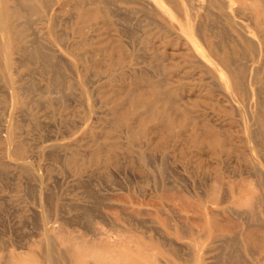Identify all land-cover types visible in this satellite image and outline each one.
<instances>
[{
  "label": "rangeland",
  "instance_id": "1",
  "mask_svg": "<svg viewBox=\"0 0 264 264\" xmlns=\"http://www.w3.org/2000/svg\"><path fill=\"white\" fill-rule=\"evenodd\" d=\"M232 1L223 12L209 0H190V5L149 0L145 12L137 3L119 2L109 18L80 24L81 37L73 32L75 20L67 18L75 13L71 3L61 7L59 41L52 37L55 46L45 44H53L62 84L48 88L49 79L36 69L28 74L16 59L15 80L37 89L30 96L18 91L23 109L15 119L0 110V119L12 127L10 135L0 130V264H9L10 250L30 264H44L40 256L47 239L40 225L46 214L80 218V224L62 228L52 222L51 241L61 251L67 239L77 245L81 239L106 243L123 252L145 243L141 248L149 256L168 246L182 247L188 256L185 245H190L192 256L199 251L198 264H222L230 251L249 263L243 250L246 218L235 214L228 198L244 177L259 189L257 177L247 171L250 165L264 172V129L258 122L264 87L254 81L263 76L264 82V31L254 27L253 0ZM80 2L105 9L103 0ZM156 3L173 18L158 15ZM186 13L193 21L189 34L177 23ZM204 26L214 35L218 55L231 58L229 69L199 36ZM39 29L48 37L45 26ZM229 70L239 73L240 86L229 79ZM5 84L0 79V97ZM213 138L216 150L209 146ZM189 201L194 206L197 201V209ZM90 209L93 218L86 224L82 216ZM92 225L101 236L91 232ZM31 246L40 253L28 256ZM140 261L150 264L148 258Z\"/></svg>",
  "mask_w": 264,
  "mask_h": 264
},
{
  "label": "bare ground",
  "instance_id": "2",
  "mask_svg": "<svg viewBox=\"0 0 264 264\" xmlns=\"http://www.w3.org/2000/svg\"><path fill=\"white\" fill-rule=\"evenodd\" d=\"M80 1H84V0H54V1H51V0H0V79H1V81H4L6 83L4 85V87L7 90L4 92V97H0V110H3L4 108H6V110H4V112L7 113L9 119H12L13 117L15 119L16 114L19 113L23 109V103L20 101V98L18 96V91L21 90L24 92V94L30 96V94H29L30 91L33 89H35V90L37 89V88L32 89L31 84H29V83L28 84L26 83L27 85H22L20 82L15 80V78L13 77V73H14L16 59H17L18 63H21V65H22L21 67H23L24 70L28 71V74H30L29 71H32V69H36L38 74L41 76V78H44L45 80L49 79V80H46L48 83V85H47L48 88H52L53 86L56 87V85L58 86V85L62 84V78L63 77H61V75L59 73L60 62L56 56L57 54H55V52L52 51L53 47L55 46V44H54L55 42H53L52 37L55 38V40L59 41V37L56 35L57 27H59L60 23L64 24V22L60 21L61 19H64V17L62 15L59 16V10L61 9V7L63 5H65V3H71V5L73 7L72 9H73V11H75V13H72L67 18L75 20L74 24L72 25V29H73V32L77 33L80 37L82 36V34H81L82 27L79 26L80 24L90 23L91 21L96 20L98 17H100V15H102V17L109 18L110 17L109 15L113 14L112 13L113 12V5H117V3H119V2L124 3V4L125 3H134V4L137 3V4H139L138 9L143 10L144 12L147 10L146 4H149V0H103V5H104L105 9H103V8L93 9L89 6L84 5V4L81 5L82 2H80ZM172 1L173 0H168V5L173 4ZM226 1H228L229 3H226ZM241 1L245 2V0H241ZM246 1H250V0H246ZM186 2H187V5H190V0H186ZM231 2H233V1L232 0H209V5L212 8H215V9L219 10L220 12H223L224 11L223 8H225V7L226 8H228V7L232 8L233 4ZM252 3H254L253 8L251 9L254 27L257 30V32H262V31H264V0H253ZM209 5H208V8H209ZM83 6L86 7V9L79 10ZM154 6L153 7L157 10L158 15L164 16L167 19L173 18L174 15L172 14V12H169V9L166 7H163L162 4L160 5V4L156 3ZM182 16H181V18H177V20H178L177 23L179 24L178 27L180 28V30H182V32L189 34L190 31H192V22L193 21L191 20L190 16L187 13L185 14V16H183V17ZM32 17H34V19ZM40 25L45 26L48 29V35H47L48 37H45V35H41L44 32L42 31V29H39ZM99 27H101V26H99ZM206 30H207V33H206ZM202 31H203V33H202ZM191 36H193V34ZM199 36H203V38L205 37L206 39H208V42H209L208 48H209L210 52L212 54L216 55L214 57H215V59H217V61L221 65H223L226 69H229L230 64H231V58L228 55L224 56L222 54L221 57L218 55L220 53L219 52L220 49L214 43V41L210 39V38L214 37L213 33L209 32L208 28H206L204 26V27H200ZM46 41H47V43H53L54 44V45L52 44L53 47L50 44L46 45L45 44ZM218 44H219V42H218ZM13 55H16L17 57L15 58V57H13ZM247 56H248V54H247ZM73 73H74V71H73ZM238 75H239V73L236 71H230L229 70V72H228L229 79H231L236 86H238V85L240 86V83L239 84L236 83V79L238 78ZM262 77L263 76L255 77L254 81H255V83L261 82L260 86L264 87V82L261 81ZM220 82H222L221 79H218V82L215 81L214 83L216 85H219ZM159 85H158V87H159ZM160 86H162V85H160ZM232 88L234 89L233 85H232ZM260 98H261V96H260ZM2 104H6V106L2 108L1 107ZM259 111H260V109H259ZM23 115H25V114H23ZM257 118H256V120H257ZM243 122H244V120H243ZM258 122L261 124V126L264 129V115H262V114L260 115ZM1 126H2V128H1ZM11 128L12 127H11L10 121L7 122V120H5L3 118L0 119V130H1V132H5L8 135H10ZM258 129H259V127H258ZM255 133H253V130H252V134H255ZM144 140H145V138H144ZM254 141H256V140H254ZM217 142H218L217 138H213L209 142V146H211L213 149L216 150V148L218 146ZM8 150L10 151V149H8ZM263 157L264 156H262V158ZM151 163H152V161H151ZM14 164H16L17 166L22 165L20 162H16ZM247 171H249L252 174L251 176H253V178L257 177L259 183L257 182L258 184L256 183L255 185L259 189L252 187V186H254V185L250 184V183H253L251 181L252 179H250L249 182H246V180L248 181V179H246L244 177L245 180H244V178H243V180L246 183H244V181L241 180L243 182L239 181L235 185V187L233 186V188L230 189V195L228 198L229 200L228 199L227 200L233 206L235 214H237L240 218H242V216L245 215V218H246V221H244V224H245L244 229L245 230L243 231V235H244L243 238L245 239V240H243L244 244H245L243 250H244V255L250 259L248 261L249 262L248 264H264V172L262 169H259V167H256L253 165H250V167ZM238 178H239V176H238ZM238 178H236L237 181H238ZM255 180H256V178H255ZM216 181H218V180H216ZM227 181H228V179H227ZM228 183H229V181H228ZM28 184H30V181ZM86 187H87V185H86ZM87 191H90V190H87ZM171 193H172V191H171ZM177 196H179V195H177ZM212 196L213 195L211 194V197ZM180 197L184 198V195L182 194V196H180ZM42 199H43V197H42ZM95 199L97 200V198H95ZM138 200H140V199H138ZM190 200H191V198H190ZM254 202H255V205L249 207V205L254 203ZM157 203H159V201ZM192 203L195 204V202L191 201V203H190V201H189V204L193 205ZM186 205H188V204H186ZM191 205H190V207H191ZM197 205H198V203L196 201V206ZM99 206H100V204H99ZM196 206H194V209H197ZM242 206H245V207H242ZM190 207L188 206L187 208L189 209ZM98 211H101V210H98ZM139 211H140V209H139ZM198 211H199V209H198ZM219 212H221V211H219ZM58 214H59V212H58ZM145 214H146V211H145ZM49 215H47V214L45 216L42 215L43 217H42V222L40 225L42 228V231H43L42 234L47 239V241H46L47 247L41 251V256H40L41 261L44 264H146L144 261H140V259L144 260L147 258L150 261V264H198V261L196 260L197 262L195 263L194 260L196 259L195 256L198 254L199 251L196 250V255H193L194 256V258H193L192 250L189 247L190 245L188 247L185 245L188 256H185L183 254L184 249L182 247H175L174 248V246H168L167 249L164 248L165 250H163L162 253H158L155 251L154 254L149 256L141 248V247H144L145 243H141L142 245L139 243V247H135V248H131V247H129L130 246L129 245L127 252H126V250H124V252H123L122 250H119V249L115 248L114 246L109 247L106 243H104L102 245H96L94 243V241H92L90 243V245H88V243L90 242L89 240H84V239L79 240V241H82V243H80L81 245H84V246L88 245L89 246L88 248H85L84 246H80V244L79 245L71 244L72 242H70V241H72V240L67 239L66 244L64 245L65 246L64 251H63V248H61L62 249V251H61L57 248V246L55 244H53V242H52L53 240L51 241V236L54 235V233H55L54 232L55 229L53 227L54 224H52V222L58 223L60 225V228H62V227L68 226L70 224H77V223L80 224V218H77V217L67 218V217H65L63 219L61 214L56 215V216L53 214L54 217H51ZM165 216H166V214H165ZM167 216H169V215H167ZM82 217L86 218L84 223L91 224V220L93 218V210L92 209H90V211L86 210V212L84 213V216H82ZM176 217H178V216H176ZM181 217H183V216H181ZM33 218H36V217L34 216ZM168 218L169 217H167V219ZM231 218H232V216H231ZM183 219L186 220V218H183ZM243 219H244V217H243ZM69 221H72V222L70 223ZM170 221H172V220L170 219ZM94 223H97V222H94ZM215 224H217V223H215ZM86 226H89V225H86ZM95 226H93V225L90 226V228L92 230L91 229H88V230H91V232L96 236L97 235L101 236L98 233V231L96 230L97 228L93 229V227H95ZM201 226H202V224H201ZM224 226H225L224 227L225 229H229V230L232 229V226L229 227V224L228 225L225 224ZM188 228H189V226H188ZM63 230H65V229H63ZM63 230L61 229V231H63ZM118 230H120V229H118ZM111 232H112V229H111ZM56 233H57V231H56ZM60 234H59V238L61 240ZM55 236H57V235L55 234ZM86 236L87 235H85V237ZM183 236L188 237L187 234H184ZM66 237L67 236H65L64 238H66ZM80 237L81 236H79L78 238L80 239ZM106 237H108V236H106ZM237 237H238V235H237ZM59 238L56 239V243H58V241H60V240H58ZM67 238H69V236ZM199 238L201 240V237H199ZM74 239H76V237ZM129 239H127V240H129ZM131 239H133V238H131ZM139 239H140V237H139ZM167 239L168 238H166V240ZM225 240H226V238H225ZM228 240H229V238H228ZM32 242H34V241H32ZM239 242L240 241H238V243ZM128 243H130V242L128 241ZM199 243L201 244V242H199ZM5 244H7V243H5ZM177 244H179V243H177ZM230 244L227 245V248L232 245V244L231 245ZM44 245H45V243L43 244V248H44ZM222 245H221V248H222ZM165 246L167 247V245H164L163 247H165ZM29 249L31 250V252H27L28 256L32 255V254L36 255V251L39 248L36 246H31ZM216 249H217V247H216ZM211 250H213V249H211ZM37 252L40 253L39 251H37ZM14 254L15 253L11 250H10V252H8V254L6 256V260L9 262V264H30L29 260L25 261V260H23L22 257L18 256L17 254L16 255H14ZM33 255L31 257H34ZM214 255H216V254H214ZM217 257H220V256L217 255ZM225 259L226 260L223 261L222 264H247L245 262V260H243L245 258H243L242 255L236 256L232 251L229 252L228 257ZM218 262H220V260ZM200 264H202V263H200Z\"/></svg>",
  "mask_w": 264,
  "mask_h": 264
}]
</instances>
